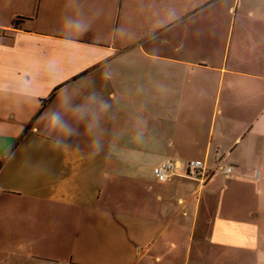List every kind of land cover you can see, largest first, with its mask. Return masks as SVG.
Instances as JSON below:
<instances>
[{
	"label": "crops",
	"instance_id": "0c3cea01",
	"mask_svg": "<svg viewBox=\"0 0 264 264\" xmlns=\"http://www.w3.org/2000/svg\"><path fill=\"white\" fill-rule=\"evenodd\" d=\"M0 264H264V0H0Z\"/></svg>",
	"mask_w": 264,
	"mask_h": 264
},
{
	"label": "clouds",
	"instance_id": "9594fccd",
	"mask_svg": "<svg viewBox=\"0 0 264 264\" xmlns=\"http://www.w3.org/2000/svg\"><path fill=\"white\" fill-rule=\"evenodd\" d=\"M67 24L72 27L75 21L68 19ZM109 104L97 94L91 93L83 98L80 103H73V97L64 94L58 98L57 107L43 113L39 118L49 135H53L54 144L65 145L67 137L79 134L75 125H83L84 133L91 138V156L99 155L102 142L97 134L103 115L108 112ZM71 121V122H70Z\"/></svg>",
	"mask_w": 264,
	"mask_h": 264
},
{
	"label": "built area",
	"instance_id": "2783aa9c",
	"mask_svg": "<svg viewBox=\"0 0 264 264\" xmlns=\"http://www.w3.org/2000/svg\"><path fill=\"white\" fill-rule=\"evenodd\" d=\"M177 167L176 162L170 159L161 161L153 168V173L157 181L163 182L169 179L173 170ZM233 167L228 166L225 168L227 173L232 171ZM184 174L193 178H197L201 182H205L212 174L211 170H208L204 161L201 159H190L184 163Z\"/></svg>",
	"mask_w": 264,
	"mask_h": 264
},
{
	"label": "trees",
	"instance_id": "16d2710c",
	"mask_svg": "<svg viewBox=\"0 0 264 264\" xmlns=\"http://www.w3.org/2000/svg\"><path fill=\"white\" fill-rule=\"evenodd\" d=\"M18 22H19V18H15L14 20H13V24L16 26V25H18Z\"/></svg>",
	"mask_w": 264,
	"mask_h": 264
}]
</instances>
